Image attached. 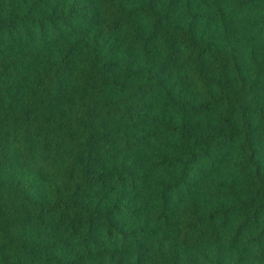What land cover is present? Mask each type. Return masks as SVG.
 I'll return each mask as SVG.
<instances>
[{
  "label": "trees",
  "instance_id": "16d2710c",
  "mask_svg": "<svg viewBox=\"0 0 264 264\" xmlns=\"http://www.w3.org/2000/svg\"><path fill=\"white\" fill-rule=\"evenodd\" d=\"M0 264H264V0H0Z\"/></svg>",
  "mask_w": 264,
  "mask_h": 264
}]
</instances>
